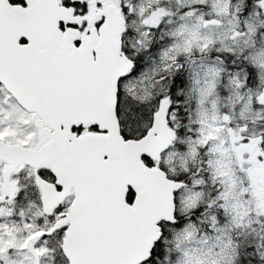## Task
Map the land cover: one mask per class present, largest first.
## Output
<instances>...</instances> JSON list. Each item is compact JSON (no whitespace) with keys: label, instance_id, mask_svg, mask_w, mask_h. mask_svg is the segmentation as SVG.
Instances as JSON below:
<instances>
[{"label":"snow or ice","instance_id":"snow-or-ice-1","mask_svg":"<svg viewBox=\"0 0 264 264\" xmlns=\"http://www.w3.org/2000/svg\"><path fill=\"white\" fill-rule=\"evenodd\" d=\"M0 264H264V0H0Z\"/></svg>","mask_w":264,"mask_h":264}]
</instances>
